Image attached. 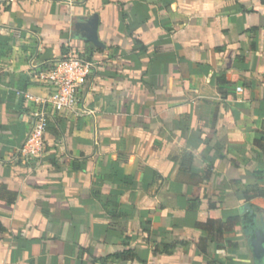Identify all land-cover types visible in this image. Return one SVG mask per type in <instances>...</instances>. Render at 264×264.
I'll use <instances>...</instances> for the list:
<instances>
[{
    "label": "crops",
    "instance_id": "crops-1",
    "mask_svg": "<svg viewBox=\"0 0 264 264\" xmlns=\"http://www.w3.org/2000/svg\"><path fill=\"white\" fill-rule=\"evenodd\" d=\"M66 54L92 113L24 158ZM261 227L264 0H0V264H264Z\"/></svg>",
    "mask_w": 264,
    "mask_h": 264
},
{
    "label": "built area",
    "instance_id": "built-area-1",
    "mask_svg": "<svg viewBox=\"0 0 264 264\" xmlns=\"http://www.w3.org/2000/svg\"><path fill=\"white\" fill-rule=\"evenodd\" d=\"M96 69V62L78 54H66L56 59L47 71L49 92L44 97H34L35 109L32 124L19 147V154L31 159L44 150V134L49 118L54 114L82 116L92 113L84 99V86Z\"/></svg>",
    "mask_w": 264,
    "mask_h": 264
},
{
    "label": "water",
    "instance_id": "water-1",
    "mask_svg": "<svg viewBox=\"0 0 264 264\" xmlns=\"http://www.w3.org/2000/svg\"><path fill=\"white\" fill-rule=\"evenodd\" d=\"M98 14L93 13L89 15L86 20L78 21L75 23L74 33L76 36L92 43L93 45L99 47L103 46L102 42L99 40L98 33ZM241 209L246 210L247 206L242 205ZM260 242L264 243V227H261V233L258 235Z\"/></svg>",
    "mask_w": 264,
    "mask_h": 264
}]
</instances>
